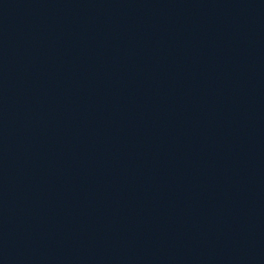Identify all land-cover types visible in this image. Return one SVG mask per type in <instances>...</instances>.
Segmentation results:
<instances>
[{"label": "water", "instance_id": "95a60500", "mask_svg": "<svg viewBox=\"0 0 264 264\" xmlns=\"http://www.w3.org/2000/svg\"><path fill=\"white\" fill-rule=\"evenodd\" d=\"M0 264H264V0H0Z\"/></svg>", "mask_w": 264, "mask_h": 264}]
</instances>
